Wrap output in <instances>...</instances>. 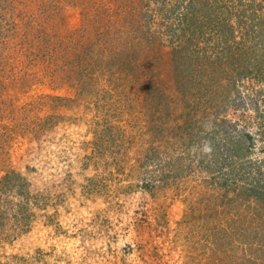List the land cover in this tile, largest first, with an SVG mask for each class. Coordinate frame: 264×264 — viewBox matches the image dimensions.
I'll use <instances>...</instances> for the list:
<instances>
[{
    "label": "rangeland",
    "instance_id": "rangeland-1",
    "mask_svg": "<svg viewBox=\"0 0 264 264\" xmlns=\"http://www.w3.org/2000/svg\"><path fill=\"white\" fill-rule=\"evenodd\" d=\"M237 2L0 0V185L38 200L0 264H264V0Z\"/></svg>",
    "mask_w": 264,
    "mask_h": 264
},
{
    "label": "trees",
    "instance_id": "trees-1",
    "mask_svg": "<svg viewBox=\"0 0 264 264\" xmlns=\"http://www.w3.org/2000/svg\"><path fill=\"white\" fill-rule=\"evenodd\" d=\"M235 4H239V6L237 8H239L241 10L240 0H238V2ZM178 8H179L178 4L173 5L169 10H164L163 7H161V11L164 12L165 18L167 16L171 17V18L168 17V20H170V21L164 23V25H163L165 28H167V30L169 32L173 31L176 27L177 31L179 32V33H177V31L175 29L176 34L181 35V34H184L183 33L184 30L189 29L190 27H193L194 25H196L195 23H198L199 25L204 24L197 19L199 14L196 15L194 10H190L188 12V10H187L188 8H187V9H185L184 12L178 13ZM221 9H220V12H222ZM163 12H161V13H163ZM237 16H245V15H237ZM240 19H242V18H240ZM241 22H243V20H241ZM174 23L176 24V26L172 27V26H174ZM218 28L219 27H217V29H215V27H212V29L214 31L210 30L211 33H209L208 36L206 35V37L204 36V38L205 39H207L209 37L210 38H216L218 41H217V43H213L211 48L212 47L218 48V45H220V46H222L221 49H223L225 51V53L227 54L230 51V47L228 44H226L227 40L222 39V38H218V34H217V31L219 30ZM255 30L256 29H255V25H254L253 29H252V33L255 32ZM204 52L198 51V50H191V51L187 52V57H192L195 62H199L200 60L205 59ZM215 56H216V59L217 58L223 59L224 57L226 58V56H229V55H224V54L218 53ZM235 93H236V91H235ZM225 102H226L225 106H230L232 104V101L231 102L225 101ZM2 179H3V183L0 185V194L6 195V193L9 192V190L13 189L15 191L11 190V192H12L13 196L15 195V197L17 198V201L14 203H8L3 198L0 199L1 200L0 202H2V205L5 204L7 206V204H8L9 207L7 209L12 212V214H11L12 216L11 215L10 216L14 220L10 224V223H8V221L4 220L3 218H0V233H3V230L8 231L4 227H7L8 229H14L18 232L19 231L22 232L20 229H18V226H21L22 228L26 229V223L25 222L29 219V216H30V212L27 211L28 210V204L35 206L38 204V202H37L38 200L34 196H31L29 194V192L27 191V188H26V183L22 184L20 182V181H22V179L19 178L17 175L13 174L12 176H8V177L4 176V178H2ZM7 181L9 182L8 184L6 183ZM4 187H5V189H3ZM257 196H258L257 197L258 202H260V201L264 202V193H261L260 191H258ZM255 208H257V207L255 206ZM5 216L8 218L7 214H5ZM8 220H10V219L8 218ZM6 231L4 232V234H5L4 238L7 235Z\"/></svg>",
    "mask_w": 264,
    "mask_h": 264
}]
</instances>
